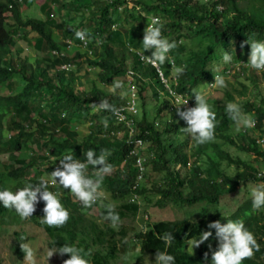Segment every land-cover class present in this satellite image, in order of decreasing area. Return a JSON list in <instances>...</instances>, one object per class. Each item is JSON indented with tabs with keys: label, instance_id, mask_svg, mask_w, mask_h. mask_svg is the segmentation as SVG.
<instances>
[{
	"label": "trees",
	"instance_id": "1",
	"mask_svg": "<svg viewBox=\"0 0 264 264\" xmlns=\"http://www.w3.org/2000/svg\"><path fill=\"white\" fill-rule=\"evenodd\" d=\"M32 1L35 4V0ZM124 1L112 0V3L120 4ZM130 1L144 9L146 18H142L140 26L144 25L149 15L158 16L162 19V35L169 37L170 41L186 42L190 34H199L202 36L200 40L207 42V48L201 52H188L184 45L172 53L175 63L182 64L185 69L182 74L176 75L178 84L173 86L180 93H191L202 82L210 81V72L202 67L208 61L212 64L219 59L212 58L218 48L223 50V55L228 53L233 57L231 62H224L227 69L242 60L236 51L246 52L247 60L249 59L250 45L246 41H264V0ZM65 2L68 4H62V0H46L39 7V11L45 16L44 20H40L23 16L21 9L25 5L27 7L29 0H0V191H13L28 184L39 185L42 180L39 165L42 151L56 157L50 163L55 168L59 160L71 151L74 158L83 162L86 159L85 153L90 148L97 155L101 150H107L111 153L108 161L113 165V170L104 179L106 190L129 213L138 210L139 206L135 202L137 199L149 202L150 198H155L154 206L160 210L169 206L191 207L198 203L215 208V212L211 214L203 208V217L198 221L187 218L152 224L149 222L151 229L146 234L144 231L134 233L129 242L133 249H138L137 252H132V259L139 262L144 255L155 258L156 252L160 250L175 256L176 264H211L217 241L215 229H209L208 224L214 221L224 224L228 219H240L261 246L253 258L244 260L242 264H264V209L253 210L252 196L229 215L218 208L223 196L232 195L249 183H264V172L256 165L250 161L232 159L218 144V141L227 143L264 163V150L257 144L254 136L242 135L234 142L226 134L229 123L233 120L225 112V107L229 102L234 103L233 93L225 91V103L211 106L218 121L214 141L197 145L181 131L183 124L176 109L169 107L163 96L159 99L155 88L158 82L156 69L145 65L137 54L143 51V37L137 31L139 27L126 28L121 35L118 31L109 32L108 27L100 24L96 29L100 34L91 30L89 34L92 42L86 48L70 49L63 43L61 47L56 33L64 35L62 29L75 21L65 11L67 6L79 11L84 7L100 5L99 0ZM52 3L55 4L54 8L51 7ZM218 6L222 7L221 10H218ZM98 13L109 27L120 23L122 12L116 10L109 16L105 8H99ZM54 14L59 15L58 23L53 18ZM130 15L132 22V11L126 18ZM101 34H108L105 38L106 45ZM98 40L102 41L99 46L96 45ZM129 46L135 51H129ZM52 51L60 55L53 56ZM89 51L92 52L93 59H88ZM151 54L150 50L144 51V55ZM83 57L87 59L81 61ZM64 64H71L73 67L67 71L60 69ZM83 65L89 70H95L97 83H92L88 78L81 83V77L86 75ZM160 67L169 76L168 62ZM127 69L136 75L134 84L143 109L141 116L136 118L132 138L146 142L149 152L154 155L146 164L147 171L151 173H142L140 180L136 157L128 156L130 148L125 143L126 134L128 136L126 129L124 131L125 126L117 124L111 112L95 113L92 108V103L105 99L117 108L124 104L125 97L113 95L105 88L119 81L117 78L124 76ZM241 72L244 74L247 68L241 67ZM248 72L249 79L255 84L257 70L248 69ZM260 74L264 77V71ZM245 90L244 88V92L238 94V104L243 113L252 115L256 121L255 129L264 134V100H243ZM152 100L154 115L150 116L144 107ZM105 119L108 121L107 128L103 124ZM85 124H89V134L80 138L77 128ZM111 132L119 133L121 137H112ZM177 139L180 140L176 142ZM209 147L214 150L217 159L210 157ZM5 156L7 159L4 161L2 157ZM203 158L207 159L205 164L202 162ZM223 162L234 166L233 175L224 172L221 168ZM87 172L92 177L95 169L89 165ZM48 190L60 193L59 199L70 213V219L63 227H49L39 217L44 215V202L41 200L36 205V211L29 221L42 227L49 239L50 248H58L63 244L82 248L89 253L85 259L90 264H117L119 257L130 256L126 250L128 242L120 237L119 226L113 228L106 224V228L102 229L95 221H90L88 214L93 206L84 208L80 201L72 202L68 198L70 190L64 189L59 183L54 189ZM129 199L132 201L128 202ZM118 213L120 217L124 215L123 212ZM2 221L21 223V217L13 209H6L0 204V222ZM167 231L172 233L175 242L166 248L158 236ZM204 231H211L212 238L199 247L197 255H191L187 244L191 238H198ZM22 236L25 237L24 240H21ZM115 236L119 239L116 240ZM25 240L24 232L14 233L10 251L17 258L24 256L20 244ZM52 241H56L55 245L51 244ZM205 253L208 254L207 259ZM57 255L61 261L69 258L68 254ZM124 258L121 260L125 264Z\"/></svg>",
	"mask_w": 264,
	"mask_h": 264
},
{
	"label": "clouds",
	"instance_id": "2",
	"mask_svg": "<svg viewBox=\"0 0 264 264\" xmlns=\"http://www.w3.org/2000/svg\"><path fill=\"white\" fill-rule=\"evenodd\" d=\"M45 2L46 0H44L43 3ZM130 2V0H125L120 4H114L112 3V0H99L100 5L84 7L79 11H75L70 5L67 6L65 11L70 14L72 19L75 18V21L73 24L71 23L68 27L62 29L64 35L56 33V36L59 38L60 46L62 47L61 43H63L65 47L70 49L73 47L86 48L87 45L92 42L89 33L91 30L98 33L96 29L100 24L108 27L109 32L110 30L118 31L121 35L124 34L126 28L131 29L132 27H139L137 31L141 32V37H143V51L141 53L137 52V54L140 55L141 60L145 65L152 66L156 69L158 82L155 84V88L159 94V99L161 100V96H163L168 101V106L176 109L177 115L181 118V122L184 125V129L181 131L186 133L187 136L195 141L197 145H204L208 142L214 141L215 128L218 123L216 112L212 110L211 106L213 105H209L206 102L205 95L197 89L199 87L208 89L226 87L225 79L228 75H231L232 77L238 75L241 71H237L238 67L254 69L257 70V73L259 74L263 72L264 41L253 40L251 43L246 41V43L250 45L247 64L240 61L236 64L230 65V68L225 69V65L217 64L216 66L214 65L215 61L212 64L208 61L202 68L210 72V81L202 82L200 86L195 87L191 93H180L176 91L173 86L178 84V78L176 75L179 76L185 69L183 65L178 67L172 53L180 48L179 45L181 42H183V46L185 42L178 40L176 43V41H170L169 37H164L162 35V19L158 16L149 15L144 25L140 26V22L143 20L142 18H146L144 9H142L141 5H135L134 3L131 4ZM62 4L68 3L65 2V0H62ZM51 7L54 8L55 4L52 3ZM99 8H105L109 16H111L112 12L116 10L122 12L120 23L113 24L111 27L105 25L98 13ZM217 8L222 7L218 6ZM131 11L132 22L131 15L126 18L127 14H131ZM108 34H101L104 37V40ZM100 43H102V41L98 40L96 45L99 46ZM129 47V51H135L131 46ZM241 47H243V45H241ZM145 50H150L152 54L150 56L144 55ZM51 55L57 56L60 54L56 51H52ZM91 55L92 52L89 51L88 59H93ZM84 59L87 58L83 57L81 61H84ZM232 59V55L225 53L223 57L219 58L217 61L218 63L222 62L224 64V62H231ZM165 62H168L170 67L169 76H166L165 72L160 67L161 65H164ZM72 67L71 64H64L60 66V69L67 71ZM83 67L86 74L89 69H87V66L85 65H83ZM208 68H211V70ZM89 80L92 83H97L96 74L95 79ZM108 88L110 93L115 95L117 94L118 89L123 88V82L115 81ZM119 95L122 98L125 96L128 97L126 91H120ZM139 100L140 99H138V101ZM92 108L95 113L99 111H108L117 116L121 121L126 119L121 115L123 110L110 104L106 99L101 100L99 103H92ZM225 112L238 125L244 128L255 127L256 121L251 114H245L242 112L240 104L229 102L225 107ZM103 124L105 128L108 127L107 119L103 121ZM85 125H87L89 134V124ZM88 134L86 133L85 136ZM110 136L120 138L121 134L111 132ZM258 143L264 144V141H258ZM146 145L147 149L145 153H151L149 152L150 150H148L149 146L147 143ZM110 155L111 153L107 150H101L100 154L97 155L94 149L90 148L85 153V161L82 162L78 158H74L73 152L71 151L59 160L57 167L52 168L50 163L54 162L56 157L51 156L48 152L42 151L40 152L39 157L40 170L42 171V180L40 184H28L23 188L17 189L15 192L7 189L0 191V204L6 209H13L21 219H28L33 216V213L36 211V205L42 200L45 206L42 210L44 215L39 216L42 218L41 222L49 227L61 228L69 221L70 213L61 203V200L59 199L60 193H58V197L56 192L53 193L48 190V188L54 189L57 187V183H59L64 189L70 190L69 193L73 194L69 195L68 193V198H70L72 202L80 201L84 208L94 207V204L99 201L101 207L105 209V212L102 213L103 220L109 222L113 228H116L122 223L121 217L116 211V206L113 204H103V200L106 198V194L102 190L103 180L105 176L111 174L113 170V165L108 161ZM146 159L147 163L151 160L147 157ZM89 165L93 166L95 169L94 178L88 175L89 172H87V169ZM146 171L147 169L145 170V173ZM44 176H47V178ZM71 196H74V199H72ZM251 196L253 210L257 211L264 209V183L253 188ZM131 201L132 200L129 199V202ZM137 201L138 199L136 202ZM137 211H132L130 214L135 215ZM145 220H147V218H145ZM142 227L144 228L145 234L151 229V227L147 226ZM208 228L215 229V239L217 241V248L212 252L211 264H242L244 260L253 258L255 252L260 251V244L257 242L254 234L245 226L243 220L228 219L224 224H221L220 221H214L208 224ZM212 236L213 233L211 231H204L198 236V238H191L189 241V247L191 248L192 254L194 248H199L206 241H209ZM24 239L25 237L22 236L21 240ZM158 239L163 241L166 248L171 247L175 242L172 233L168 231L158 236ZM55 242L56 241H52L51 244L55 245ZM209 247H211V245H209ZM20 248L24 253V261H27V264H36L35 251L27 243H21ZM54 254H59L60 256L68 254L69 258L62 261L63 264H90V261L85 259V256L89 255V253L84 252L82 248L69 244H63V246L58 248L55 246L50 248L47 260ZM204 256L205 259H207L208 254L205 253ZM155 264H176V258L167 251L158 250L155 254Z\"/></svg>",
	"mask_w": 264,
	"mask_h": 264
},
{
	"label": "rangeland",
	"instance_id": "3",
	"mask_svg": "<svg viewBox=\"0 0 264 264\" xmlns=\"http://www.w3.org/2000/svg\"><path fill=\"white\" fill-rule=\"evenodd\" d=\"M243 0H240L242 2ZM44 0H35V4L32 0H29V4L24 6L23 9H21V12L24 17H32L40 20H44L45 16L39 11L40 5ZM54 20L56 23L59 22V18L57 15L54 14ZM185 45L186 51H204L207 48V42L201 41L199 34L196 36L194 34H190L188 36ZM180 47L183 46V42L179 45ZM243 51V50H242ZM237 54L240 55L242 58L241 62H244L247 64V54L241 53L240 51H236ZM188 53V52H187ZM223 57V50L217 49V51L214 53L213 58H222ZM217 64H222V62L218 61L214 62V65L217 66ZM182 66V64H179L178 67ZM130 68V67H128ZM219 68V67H218ZM241 67H238L237 71H240ZM211 70V68H208ZM220 69V68H219ZM249 73L248 69L247 72L242 74L240 73L234 77L231 75H228L225 79L226 81V87H215L213 89L208 88H198L197 90L200 91L202 94L205 95L206 102L209 105H215V104H221L225 103L224 101V93L225 91H230L233 93V96L235 98L234 103H238L239 100V93L244 92L245 90V97L242 98L243 100H252L253 102H259V100H264V77L262 74L257 73V82L254 84L249 79ZM82 81L81 83H84L86 79H95V73L92 70H87V73L85 76L81 77ZM127 78V77H126ZM125 76H122L120 78H117L119 81L123 82V88L117 90V94H119L120 91H126L127 87L129 86V83H127ZM127 80H129L127 78ZM107 91H109L108 88H105ZM235 90V91H234ZM204 91V92H203ZM110 92V91H109ZM148 92V90H147ZM129 95V92H127V96ZM145 93H143V96ZM126 98V96H125ZM140 100L138 102V118L141 116V112L143 111L142 105L140 106ZM145 110L150 114V116H153L154 114V101L152 100L150 103L146 104L144 107ZM183 129V125H181V130ZM239 129V130H238ZM77 132L80 134V138L82 136H85L86 133L88 134L87 125H82L77 128ZM229 135V137H232L234 142L237 141L238 138H240L242 135L245 136L246 134L252 135L256 138L257 141H264V134L254 128H244L240 125H238L235 121H231L229 123V130L226 133ZM186 137L190 139L186 133H184ZM180 139H177L176 142H178ZM218 144L220 146V149L222 151H225L229 153L232 159H240L242 161H250L253 165H256L261 172H264V163L258 159H255L253 156L247 155L245 153L240 152L233 146L225 143L223 144L221 141H218ZM263 150H264V144L257 143ZM149 146V145H148ZM208 153L210 154V157L212 159H217L216 154L214 150L209 147ZM5 161L7 159V156L2 157ZM207 161L206 158L202 159L203 164ZM193 159H190V164H192ZM221 168L224 170L225 173L229 175L234 174V166H228L225 162L222 163ZM147 169V166H146ZM150 171H147V174H150ZM184 174V173H183ZM108 175L105 176L107 178ZM47 178V176H44ZM94 178V176H92ZM191 177V175H189ZM104 178V179H105ZM257 185L254 183H249L244 189L238 190L236 193L232 195H225L223 196V199L220 201L219 210L224 213L225 215H229L230 213L234 212L237 209V206L244 202L248 197L251 196L253 188H255ZM102 190L106 194V198L103 200V204H113L116 206L117 212H123L124 215L121 217L122 223L119 225L121 230V235L125 242H128L127 252L130 254L128 258L119 257L116 262L117 264H124L122 262V258L125 260V264H155V258L149 255H144L142 260L137 262L135 259H132V252H137L138 249H133L131 244L129 243L134 233L139 231H144V228L142 226H148V223L152 222L156 223L159 221H174L178 219H190L191 221H198L201 217H203V208L206 209L208 214L214 213L215 208L212 206H208L204 203H198L191 207H180L175 208V206H169L164 210H160L158 208H155L154 202L155 198L149 199V202H144L142 199H138L136 202L139 206L138 211L135 215H131L127 210L123 209L121 207L120 202L114 201L113 197L110 196L109 192L105 189V184L103 180L102 184ZM16 190H13L15 192ZM69 195H73L72 193H69ZM59 197V194L57 195ZM72 199H74V196H71ZM129 202V200H128ZM105 210L103 207H101L100 202L98 201L93 209L91 210L90 214H88V218L90 221H95L102 229L106 228V223L109 225V222H106L102 218V213H104ZM18 215V214H17ZM19 216V215H18ZM20 217V216H19ZM147 218V220H145ZM30 218L28 219H21V223H5L4 221L0 222V264H27V261H24V256L22 258H17L13 252L10 251V245L14 240V233L15 232H24L26 235V240L24 243H27L36 253L35 255V261L36 264H63L60 258L57 254H54L51 258L47 260L48 251L50 249L49 247V239L47 238V235L45 231L42 229V227L37 226L34 223H31ZM42 219H40L41 221ZM115 239L118 240L119 237L115 236ZM210 245V244H208ZM211 249V247H209ZM187 250L191 255H197L200 248H194L193 254L191 251V248L189 247V243L187 244Z\"/></svg>",
	"mask_w": 264,
	"mask_h": 264
},
{
	"label": "built area",
	"instance_id": "4",
	"mask_svg": "<svg viewBox=\"0 0 264 264\" xmlns=\"http://www.w3.org/2000/svg\"><path fill=\"white\" fill-rule=\"evenodd\" d=\"M206 2L207 0H203ZM221 10V8H218ZM135 73H133L130 69H128L125 73V78L127 77L129 80L126 81L129 83L128 89H129V95L126 97V100L122 106L119 108L123 111L121 112V115L124 116L126 119L121 121L117 118V116L113 115L114 120L117 124L124 125V131L128 133V136L126 134L125 142L129 146L130 150L128 152L129 156H135L136 157V167L139 168L140 174L138 176V180L141 179L142 173H145L146 170V163L147 159H153L154 155L153 153H145L147 149L146 143L142 139H133L132 136L134 135V124L137 120V116L139 113L138 110V99L139 96L137 94V87L134 84L135 79ZM146 156V157H145Z\"/></svg>",
	"mask_w": 264,
	"mask_h": 264
}]
</instances>
